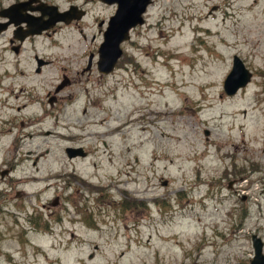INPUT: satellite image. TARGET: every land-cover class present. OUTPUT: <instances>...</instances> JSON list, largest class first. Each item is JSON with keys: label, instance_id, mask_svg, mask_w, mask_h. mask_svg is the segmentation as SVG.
I'll use <instances>...</instances> for the list:
<instances>
[{"label": "rangeland", "instance_id": "1", "mask_svg": "<svg viewBox=\"0 0 264 264\" xmlns=\"http://www.w3.org/2000/svg\"><path fill=\"white\" fill-rule=\"evenodd\" d=\"M149 13L108 76L91 23L36 43L50 64L33 96L69 83L50 115L25 111L43 124L20 134L11 180L25 198L1 204L0 264H248L251 236L264 256V0H154ZM233 56L252 79L228 98Z\"/></svg>", "mask_w": 264, "mask_h": 264}, {"label": "flooded vegetation", "instance_id": "2", "mask_svg": "<svg viewBox=\"0 0 264 264\" xmlns=\"http://www.w3.org/2000/svg\"><path fill=\"white\" fill-rule=\"evenodd\" d=\"M146 2L140 14L142 24H144L145 18L150 15L149 8L153 5L154 0H147ZM118 4L116 2L108 4L99 0H81L80 2L70 0L66 8L59 9L55 0H11L5 4L0 3V12L4 11L3 15H0V208H2L1 204H5L8 198L19 201L25 198L24 194L15 190L16 186L11 180L12 175L18 171L19 166L25 162L27 156H23L20 152V134L23 130L37 124L38 121L42 125L44 113H41V117L37 119L36 111L27 114L26 109L36 106L41 111L44 102L47 108L45 114L50 115L58 102V93L69 83L67 79L62 78L61 83L64 79L65 86L61 87L60 90L61 83L59 85L57 83L51 92L45 93L43 98L37 100L33 96L36 90L32 87L28 88V85H31L32 82L36 84L43 70L50 64L47 57L42 54V46L36 43L39 39H44L54 41L57 44L59 32L66 28H72L84 38L83 23H85V28L88 27V23L93 26L89 41L94 42L96 37H100V43L107 22L115 14ZM37 7L41 11L37 10ZM53 7L56 12H63L69 7H75L80 18L78 20L72 19L67 25L58 22L52 23L53 14H55V10L51 9ZM132 7L138 11L139 4L134 6L133 1L125 0V8L131 9ZM95 13H99L101 17H95ZM37 18L39 21L46 22L50 19L51 25L46 27L47 23H45L46 29L36 33V21L34 20ZM133 20H125L123 25L121 24L122 28H126L128 37L142 25H132ZM129 25L130 28L127 29ZM98 45L97 43L95 50ZM51 47L53 45L46 44L45 49ZM36 101L39 102L38 105L35 104ZM48 134L49 132H45V135ZM21 207V205H14L11 209L16 211Z\"/></svg>", "mask_w": 264, "mask_h": 264}, {"label": "water", "instance_id": "3", "mask_svg": "<svg viewBox=\"0 0 264 264\" xmlns=\"http://www.w3.org/2000/svg\"><path fill=\"white\" fill-rule=\"evenodd\" d=\"M105 3H119L118 9L115 14L109 18L107 22L106 30L102 34L101 42L99 43L96 50V62L95 69L100 76H108L110 72L116 66L117 61L121 57L122 51L120 49V45L129 40V37L126 34V28H122L121 24L125 20H130L133 23L132 25H141L142 20L140 18V14L142 13L143 7L146 5L147 0H131L133 1L134 6H138V11L136 8L132 7L131 9L125 8V0H99ZM25 5V3H23ZM42 8V6H40ZM55 14H53L52 23H63L67 25L72 19L78 20L80 15H78V11L75 7H69L66 11L56 12V9L53 7ZM37 10L41 11L40 8L37 7ZM75 10V11H74ZM4 11L0 12V15H3ZM50 16V14H49ZM30 18V16H28ZM133 18V19H132ZM34 19V18H33ZM29 20V19H27ZM32 20V19H31ZM36 24V33L45 30V23L51 25V20L39 21V19H35ZM28 22V21H27ZM123 25V24H122ZM126 27V26H125ZM41 28V29H40ZM130 28V25L127 29ZM90 59L91 56L88 57L86 63V69L88 70L90 67ZM251 80V74L248 70L245 69L243 63L236 56L232 57L231 68L229 73L222 84V90L225 97H233L240 90L244 89ZM65 86V80L63 79V83L59 86V90L61 87ZM263 91H264V83H263ZM68 160L75 158H83L85 157L84 153L81 149H65L64 151ZM250 244L252 249V259L248 264H264V256L262 254V243L256 236H251Z\"/></svg>", "mask_w": 264, "mask_h": 264}]
</instances>
